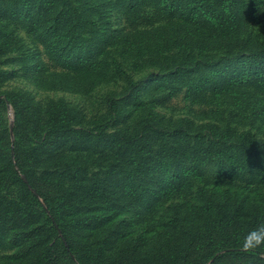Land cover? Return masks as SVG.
Returning a JSON list of instances; mask_svg holds the SVG:
<instances>
[{
  "label": "rangeland",
  "instance_id": "obj_1",
  "mask_svg": "<svg viewBox=\"0 0 264 264\" xmlns=\"http://www.w3.org/2000/svg\"><path fill=\"white\" fill-rule=\"evenodd\" d=\"M188 1L0 0V264H264V0Z\"/></svg>",
  "mask_w": 264,
  "mask_h": 264
},
{
  "label": "trees",
  "instance_id": "obj_2",
  "mask_svg": "<svg viewBox=\"0 0 264 264\" xmlns=\"http://www.w3.org/2000/svg\"><path fill=\"white\" fill-rule=\"evenodd\" d=\"M208 1V0H207ZM66 3H70L69 1H66ZM186 5L190 6L191 8V17L194 19H198V18H208L211 19L212 15H211V11L208 9V7L204 8V6L206 5V0H189ZM20 168H22V166H19ZM31 181V180H30ZM46 202H48L47 198ZM264 244H261L257 247H252V251L257 250V251H261L263 250ZM231 247L232 249H241V246H237V245H233V246H228ZM226 247V248H228ZM222 249V248H220Z\"/></svg>",
  "mask_w": 264,
  "mask_h": 264
},
{
  "label": "clouds",
  "instance_id": "obj_3",
  "mask_svg": "<svg viewBox=\"0 0 264 264\" xmlns=\"http://www.w3.org/2000/svg\"><path fill=\"white\" fill-rule=\"evenodd\" d=\"M261 244H264V233L253 231L245 238L243 246L245 250H247L252 247H257Z\"/></svg>",
  "mask_w": 264,
  "mask_h": 264
}]
</instances>
